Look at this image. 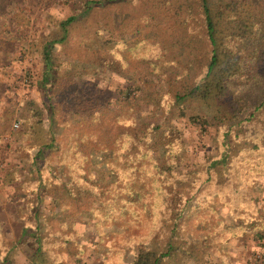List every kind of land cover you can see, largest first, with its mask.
I'll use <instances>...</instances> for the list:
<instances>
[{
  "label": "rangeland",
  "instance_id": "obj_1",
  "mask_svg": "<svg viewBox=\"0 0 264 264\" xmlns=\"http://www.w3.org/2000/svg\"><path fill=\"white\" fill-rule=\"evenodd\" d=\"M68 1L21 0V12L16 16L20 30L0 17V32L4 35L0 38V264H5V255L15 264H129L133 250L128 241L143 229L144 214L142 217L133 207L128 208L129 215L119 209L110 221L104 222L109 215L106 216V210L98 211V190L97 197L73 199L62 188L50 186L34 213L31 200L38 178L35 171L27 176L28 168L35 169L34 153L49 142L53 130L65 141L78 129H86L88 137L94 140L95 133L111 126L115 133L125 132L127 125L133 128L147 119L150 106L145 100L135 99V103L124 105L139 94L141 86L145 87L144 98L172 102L178 81L175 71L181 58L177 56L179 46L170 39L187 26V10L181 7L183 14L179 15L176 1L156 6L152 5L153 0H144L95 11L90 20L77 26L70 38L54 50L57 69L52 78L45 80L42 43L46 35L55 31L56 19L72 13ZM138 26H144L147 33L161 35L159 46L154 43L139 49L136 41H129L133 49H126L124 39L136 40L133 31ZM95 30L105 45L103 49L96 48V40L90 49L87 46L88 39L89 44L93 42ZM147 67L153 69L149 76L143 74ZM230 88L234 102L191 100L183 104V110L167 107L173 119L180 113L176 125L182 131L185 170L194 163H204L206 156L220 150L225 125L237 112L235 106L242 101H260L264 96V77L254 72L243 73L231 80ZM101 110H112L104 116L108 119L104 123L97 119ZM92 119L96 122L94 129L88 127ZM233 129L241 130L240 138L260 135L264 129V109L246 126ZM58 154L57 150L51 164L58 161ZM90 156L91 153L85 159ZM102 158L94 152L93 158L74 162L72 167L59 159L56 167L65 181L81 173V181L104 186L106 193L122 175L119 165L103 170ZM48 165L47 161L39 164L44 170ZM223 176L219 175V180ZM256 181L263 183L264 175H255ZM255 183L252 189L248 188L257 200L259 215L257 209L251 210L248 205L249 217L236 219L231 215L230 204H216L219 208L215 212L195 213L183 222L181 230L191 242L200 241L201 252L183 258L182 262L168 260L164 264H264V188H257ZM218 226L221 228L217 229ZM25 227H29L28 232L40 229L43 248L36 255L32 237L20 240ZM161 242L157 239V243Z\"/></svg>",
  "mask_w": 264,
  "mask_h": 264
},
{
  "label": "trees",
  "instance_id": "obj_2",
  "mask_svg": "<svg viewBox=\"0 0 264 264\" xmlns=\"http://www.w3.org/2000/svg\"><path fill=\"white\" fill-rule=\"evenodd\" d=\"M140 1L144 0H69L72 13L56 19L55 31L46 35L42 43L45 80L52 78L57 69L54 50L70 38L77 26L90 20L95 11L103 12L124 3L135 5ZM175 1V10H179V15L183 14L181 7L187 10L184 13L187 26L170 39L179 46L177 56L181 58L175 71L178 81L172 102H160L157 97L144 98L145 87L141 86L138 88L139 94L124 105L135 103V99L145 100L150 106L147 119L138 124L135 122L137 125L133 128L127 125L125 132L115 133L111 126V129L95 133L94 140L88 137L86 129H78L65 141L59 139L57 131L53 130L49 142L40 145L34 153L35 169L28 168L27 176L35 171L38 178L35 196L31 200L34 213L39 210L37 207L44 197L43 192L54 185L65 190L73 199L97 197L98 190L101 199L98 211L106 210V216L109 215V218L103 216L104 222L110 221V217H114L119 209L126 216L130 214L128 208L131 207L142 213V217L144 214L141 234L128 241L133 250L129 264H164L168 260L170 263L182 262L183 258L200 253V241L191 242L181 230L183 222L195 213L215 212L221 204H230L231 215L236 219L249 217L251 212H247L248 205L251 210L257 209L258 215L261 211L248 186L253 188L255 175H264V129L260 135L240 138L241 130L233 129L236 131L234 133L232 128L246 126L259 115L264 109V96L254 103L242 101L244 103L236 105L237 112L225 125L220 150L206 156L204 163L189 165L191 168L187 170L182 163L185 152L184 144L180 141L182 131L176 125L180 113L173 119L169 109L179 107L183 110V104L191 100L210 102L225 99L234 102L230 88L232 79L252 72L264 77V0H153L151 3L162 6ZM20 4L21 0H0V17H5L18 30L20 27L16 25V16L21 12ZM111 14H115L114 10H111ZM92 34L93 42L89 44L88 39V48L95 40L97 49L105 48L97 31ZM3 36L0 32L1 39ZM133 36L137 39H124L126 49L132 50L135 41L139 49L160 44L161 35L147 33L144 26L134 28ZM201 47L204 48L203 52ZM152 71L147 67L142 73L149 76ZM111 111L101 110L97 119H101V123L108 121L104 116ZM172 120L174 124H171ZM202 122L206 124L208 121L204 119ZM88 127L96 128L94 119L88 123ZM57 150L60 151L58 161L61 159L69 167L74 162L81 163L93 158L94 152L100 153L103 157L101 166L105 167L103 170L112 169L113 164L119 165L122 176L118 175L119 178L106 193H103L104 186L98 187L92 182L90 186L81 181L80 172L67 182L59 174L56 167L58 161L51 164ZM89 153L91 156L85 159ZM42 161L49 163L45 170L39 166ZM222 174L224 178L219 180ZM255 184L257 188H264V182L256 181ZM216 216L218 218L219 214ZM261 216L264 219V213L261 212ZM124 220L128 222L129 218L125 217ZM219 224L221 226V222ZM28 229L23 228L20 240L32 237L35 243L33 254L36 255L42 251L43 238L39 228L31 232ZM157 239L162 242L157 243ZM3 261L5 264H15L9 255H5Z\"/></svg>",
  "mask_w": 264,
  "mask_h": 264
}]
</instances>
